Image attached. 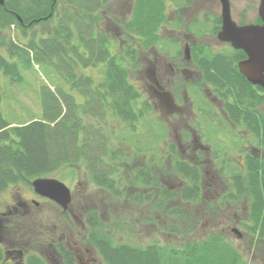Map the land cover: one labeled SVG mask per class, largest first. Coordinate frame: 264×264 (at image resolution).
Segmentation results:
<instances>
[{"label": "trees", "instance_id": "16d2710c", "mask_svg": "<svg viewBox=\"0 0 264 264\" xmlns=\"http://www.w3.org/2000/svg\"><path fill=\"white\" fill-rule=\"evenodd\" d=\"M109 1L3 0L0 4V77L18 82L22 70L36 60L56 68L61 81L56 82L54 89L42 87L40 116L20 123L10 122L3 115L0 90V190L13 183L30 184L33 178L47 176L64 166L83 164L95 186L109 191L118 202L137 203L131 205L133 210L145 215L137 221L129 213V203L128 207L124 205L127 214L109 222L103 221L94 210L86 214L88 241L105 264H249L219 230H212L202 238L181 240L176 246L160 244L157 239L145 245L112 242L111 225L119 231L155 225L156 230L171 238L183 231L193 233L202 224L197 212L200 204L210 213V222L219 211L215 203L203 201L198 169L177 158L169 165L164 161L162 172L168 170L178 175L183 185L170 188L162 183L153 165L155 159L149 158L144 173L128 177L135 185L142 182L146 191L142 195L139 191L125 193L124 161L133 159L131 153L144 151L132 145L133 141L139 142L136 136L132 139V133L147 106H136L140 92L129 81L121 58L110 55L109 33L105 28H97L104 16L107 18L103 11ZM165 3L166 0H132L126 21L111 19L120 23L124 38L130 33L137 35V39L145 36L153 41L157 39L160 21L165 19ZM256 21L260 22L259 16ZM45 22H49L50 28L44 35L31 31ZM11 29L18 32V39H12ZM243 56L242 50L215 54L210 61L203 62V78L219 91L229 92L223 96L232 97L229 103L235 111L232 117L239 114L236 110L242 101L245 118L252 119L248 128L256 130L263 146L264 113L256 107L262 96L233 63ZM101 64L103 75L98 81L83 71L88 65ZM156 154L160 156L162 151L156 149ZM226 200L235 209L244 201L248 213L244 228L249 232L250 243L264 248V159L251 160L244 175H231V182L220 198L221 202ZM139 201L144 204L139 206ZM189 213L195 216L189 218ZM184 223L185 228L180 226Z\"/></svg>", "mask_w": 264, "mask_h": 264}, {"label": "flooded vegetation", "instance_id": "af4514ba", "mask_svg": "<svg viewBox=\"0 0 264 264\" xmlns=\"http://www.w3.org/2000/svg\"><path fill=\"white\" fill-rule=\"evenodd\" d=\"M190 1L193 0H183L175 6L171 5L173 2L166 1L165 19L160 21L157 39L153 41L145 36L137 39V35L130 33L124 38L120 23L110 19L113 27L110 28L118 30L114 33L115 36L108 32L109 53L121 58L120 61L127 69L129 81L140 92L136 106L141 107L142 104L147 106L141 119L147 117L148 113L156 114L166 129L164 131L166 137L162 140V154L156 158L151 157L155 159L153 165L160 181L170 188L183 185V179L176 174L174 176L178 180L177 184H167L163 179L162 166L164 161L169 165L173 158L186 161L198 169L203 196L202 173H206L212 189L211 197L207 200L215 203L218 208L219 212H216L214 217L220 214L222 218L216 222L224 223L228 219L226 214L233 210L230 218L241 224V230H238L240 236L250 237L244 228V224L248 222L244 201L241 200L239 208L235 209L230 201L221 202L220 198L227 188V183L231 182L233 173L238 176L239 173L244 175L248 172V163L251 160L264 159V145H260L256 130H249L248 126L252 119L245 118L242 101L238 103L239 109L236 110L239 114L232 117L235 115L233 106L229 105L232 97L223 96L229 92L219 91L217 86L204 80L202 70L203 62L210 61L215 54H235L241 49L234 48L229 41L217 38L221 28V12L214 14L215 20L210 34L215 35L219 42L225 43L227 49H214L206 39L208 30H203L204 24L201 22L210 19L209 13L205 9L201 18L190 16L187 11L193 6L191 12L195 13L194 7L197 4ZM131 6L132 0H123L122 20L126 21L129 18ZM200 9L202 10L201 7ZM100 25L98 24V29L104 28ZM98 29L95 37L98 35ZM83 51L81 53H84ZM245 57L244 53L242 58L233 62L238 71V62ZM100 66L103 69V65ZM100 75L102 77L103 71ZM251 86L262 96L256 107L258 112L264 113V90L259 89L257 86L260 85L257 84L251 83ZM215 138L218 140L215 141ZM130 155L133 159L125 160L123 165L125 193L139 191L142 195L147 186L142 182L135 185L128 177L144 173L148 169L149 154L146 150ZM139 157L144 159L139 161ZM19 184L20 182L13 183L0 190V264H105L95 248H82L81 241L75 236L77 226L82 229L87 226L88 212L94 210L100 217L102 216L101 212L98 213L96 201L92 202L88 209H82L83 195L87 190H82L83 194L74 196L72 188L69 187L71 201L67 208H63L47 197L37 194L31 184V188L28 189L29 195H23L20 190L13 188ZM99 188L115 199L109 191ZM3 193H6V197H1ZM72 201H76L77 207L81 208L77 211L78 215L72 211ZM41 203H51L60 210L70 231L61 232L56 238L52 237L50 224L37 214V210H41ZM128 203L129 213H132L137 221H141L145 217L144 213L133 210L131 206H137V203L126 201L124 205L128 207ZM143 204L141 201L138 202L139 206ZM237 212L240 214L237 215ZM199 213L201 223L211 221L210 213L204 211L203 207ZM193 216L195 215L189 213L188 217ZM42 236L45 238L41 240Z\"/></svg>", "mask_w": 264, "mask_h": 264}, {"label": "rangeland", "instance_id": "374dc122", "mask_svg": "<svg viewBox=\"0 0 264 264\" xmlns=\"http://www.w3.org/2000/svg\"><path fill=\"white\" fill-rule=\"evenodd\" d=\"M167 3H171L172 6H175L176 3H182L183 0H166ZM230 1V10L232 18L238 22H254L257 17V7L259 0H229ZM197 2L194 9L195 13L191 12L193 6H190L188 14L190 16H194V18H201L202 12L206 9L209 13L210 19H206L201 21L203 26V30L206 31V39L212 44V47L215 49H227L225 43L219 42L215 35L210 34V30L212 24L215 20L214 14L220 12L221 7L218 0H193L190 3ZM189 3V2H188ZM167 5V4H166ZM123 0H110L108 2V6L106 10L103 11V15H107L105 20L101 22V25L107 29V33L109 32L111 36H115L116 29H111V18L116 17L119 20L123 18ZM126 6H124L125 8ZM202 8V10L200 9ZM173 16V9L170 10ZM193 13L194 15H192ZM50 28L49 22L39 23L34 26L31 31H34L36 34H43V32L48 31ZM111 29V30H110ZM109 30V31H108ZM195 31H198L195 29ZM10 36L12 39H18V32L15 29H11ZM100 65H88L87 68H84L83 71L86 74H90L94 80L98 81L101 75L100 72L103 71L100 68ZM77 72H80L78 69ZM22 79L20 81L11 82L7 77H0V90L3 92V102L1 104V111L3 115L13 123L25 122L32 117H39L41 113V103H40V91L43 86H48L54 89V85L56 82H61L58 80V71L50 64H46L43 61L32 60L31 65L29 67L24 68L22 70ZM61 84V83H60ZM65 86V84H64ZM138 123V128L134 130L132 133V139L136 136L139 142L133 141V146H138L141 150L147 151L149 156L151 157H159V154H156V149H160L163 146L162 140L166 137L164 131H166L165 127L160 121V117L156 116V114L148 113L147 117L142 118ZM137 134V135H136ZM218 139L215 138V141ZM213 143V142H212ZM143 151V152H144ZM150 151H153L150 153ZM153 158V159H154ZM144 159V157H139V161ZM71 166H64L60 170H56L53 173L47 175L50 177H55L65 184H67L73 190L74 196H78L83 194L82 190H87L84 195V206L83 210L88 209L91 206L92 202L96 201L95 204H98L97 208L99 209L98 213L101 212V219L103 221L109 222L114 218L120 215H125L127 212L124 210L125 202H118L113 197H111L104 190L99 187L93 185L90 181V177H88L86 168L83 164ZM163 179L169 185H176L178 180L174 174L169 173L168 170L163 171ZM206 173H202V181H203V201L208 203V198L211 197L210 191L211 186L208 184ZM13 188L18 189L23 193V195L28 196L29 190L31 188L30 184L20 183L19 186H13ZM1 197H6V193L1 194ZM76 201H72L71 208L75 215L77 211L81 210V208L76 205ZM93 204V205H95ZM203 204V203H202ZM191 209V208H189ZM193 209V208H192ZM201 209V204L197 212ZM194 210V209H193ZM228 210H226L227 212ZM231 213H227V218L224 223H216V220L222 219L220 214H218L213 222H207L199 224V226L194 228L193 233L180 232L178 236L173 235L171 238H167L162 232L156 230L155 225H150L148 227L141 228H133L129 231H119L117 230L115 225L109 226L110 228V237L112 238V242H129L135 244L145 245L148 242H152L154 239H157L160 244L162 243H171L173 245H179L181 240H185L188 238H202L205 237L208 232L212 230H219L225 233L228 239L232 241V243L237 247V249L241 252L243 259L247 261L249 264H264V248H260L259 246H254L250 243V237H242L238 236L236 232L232 230V228H236L237 230H241V224L235 223L230 216L233 214V210H230ZM225 212V213H226ZM37 214L45 221H47L52 228V237L59 235L61 232L67 233L70 231L65 224L64 218L61 215V211L58 210L51 203H41V210H37ZM240 214L237 212V215ZM78 220V216H76ZM182 227H187V223L184 225L180 224ZM141 228V229H140ZM139 229V230H138ZM78 230V233H77ZM67 231V232H66ZM77 233V234H76ZM88 228H80L79 226L75 229L76 239L81 241L82 248L85 247H93V245L88 241ZM45 236L40 237V239H44ZM94 248V247H93Z\"/></svg>", "mask_w": 264, "mask_h": 264}, {"label": "water", "instance_id": "95a60500", "mask_svg": "<svg viewBox=\"0 0 264 264\" xmlns=\"http://www.w3.org/2000/svg\"><path fill=\"white\" fill-rule=\"evenodd\" d=\"M221 4V28L217 38L229 41L234 48L244 51L246 57L238 62L239 71L252 84L264 88V0H259L257 13L261 22L238 24L232 19L229 0H219ZM3 0H0V4ZM34 191L53 200L63 208L70 201V189L55 177L39 176L31 180ZM234 232L240 235L236 228Z\"/></svg>", "mask_w": 264, "mask_h": 264}]
</instances>
